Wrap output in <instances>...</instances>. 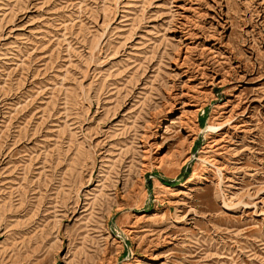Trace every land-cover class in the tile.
<instances>
[{"label":"rangeland","instance_id":"rangeland-1","mask_svg":"<svg viewBox=\"0 0 264 264\" xmlns=\"http://www.w3.org/2000/svg\"><path fill=\"white\" fill-rule=\"evenodd\" d=\"M0 264H264V0H0Z\"/></svg>","mask_w":264,"mask_h":264},{"label":"bare ground","instance_id":"bare-ground-1","mask_svg":"<svg viewBox=\"0 0 264 264\" xmlns=\"http://www.w3.org/2000/svg\"><path fill=\"white\" fill-rule=\"evenodd\" d=\"M212 128H214V127H212Z\"/></svg>","mask_w":264,"mask_h":264}]
</instances>
